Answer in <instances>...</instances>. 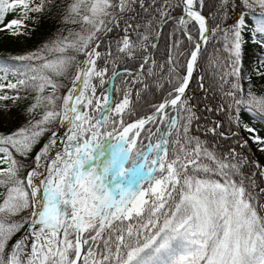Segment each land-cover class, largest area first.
Returning a JSON list of instances; mask_svg holds the SVG:
<instances>
[{
	"label": "snow or ice",
	"instance_id": "snow-or-ice-1",
	"mask_svg": "<svg viewBox=\"0 0 264 264\" xmlns=\"http://www.w3.org/2000/svg\"><path fill=\"white\" fill-rule=\"evenodd\" d=\"M51 3L0 0V32L23 35L33 14L43 13ZM235 6V0H220L221 22L210 30L202 15L203 0H151L147 5L145 0H73L64 19L80 24L83 34L69 31L35 52L12 57L19 66L0 64V110L7 109L4 102L15 103L21 91L29 90L37 93L29 114L44 109L24 128L0 135V264H264V204L259 202L264 188L257 191V174H242L245 161L237 159L234 149L231 159L221 158L189 134L200 117L186 91L208 42L206 34L219 32L229 53L224 74L233 78L224 93L229 107L238 111L243 105L254 115L264 114V96L252 92L251 77L246 95L241 84L244 33L249 30L246 16L258 14L250 35L264 48V0H239L238 22L222 26ZM177 8L182 14L173 17ZM137 9L149 13L143 31ZM8 13L14 18L5 22ZM169 22L175 25L170 37L180 32L194 42L184 75L177 70L184 53L182 41L176 39L169 50L167 96L152 106L151 114L132 118L133 88L139 97L148 87L142 77L150 57L140 58L135 73L127 68L116 71L115 65L121 58L133 60L137 52L156 48L146 42L153 31L157 37L162 34ZM190 24L198 31V41L188 30ZM122 25L115 58L108 45L105 66L98 68L102 37ZM69 51L84 59L77 62ZM109 63L113 70L106 81ZM73 66L71 84L60 96L62 78ZM255 71L264 76V58ZM9 74L23 78L8 80ZM147 75H152L151 68ZM121 76L123 89L115 83ZM106 83L110 87L104 89ZM98 86L104 89L99 95ZM49 88L51 93L43 95ZM117 92H122L119 99ZM56 123L66 129L62 136L52 127ZM212 123L208 131L215 134L219 123ZM46 132L51 135L36 154L35 167L22 176L25 165L17 157L27 158ZM252 138L264 145L258 135ZM58 142L61 147L49 159ZM255 166L264 178V167ZM24 212L28 215L18 221L10 219Z\"/></svg>",
	"mask_w": 264,
	"mask_h": 264
},
{
	"label": "trees",
	"instance_id": "trees-1",
	"mask_svg": "<svg viewBox=\"0 0 264 264\" xmlns=\"http://www.w3.org/2000/svg\"><path fill=\"white\" fill-rule=\"evenodd\" d=\"M73 2V0H52V3L46 5L45 11L39 14H33L34 19L29 22L28 29L23 35H8V38L2 35L0 39V64L19 66L20 62L13 61L11 58L15 56L25 55L31 52H35L37 49L41 48L44 44L50 43L52 40L56 39L58 36L67 35L69 31L72 32H82L80 24H72L65 22V16L67 15L68 6ZM151 0H145V4L150 3ZM159 3V0H155ZM235 7L233 10H229L227 16L225 17L222 26L234 25L238 22V18L241 15V7L239 6V0H235ZM220 0H203L202 14L206 17L208 21V26L210 30L216 29L217 24L221 22L220 16ZM140 16L137 18L141 24L140 31H143V25L149 20V13H144L142 10L137 9ZM181 9L177 8L172 12L173 17L180 16ZM255 26V22L258 19V14L248 13ZM74 19L79 20V17H74ZM135 22V21H133ZM87 27V26H85ZM121 28H114L112 32L107 33L102 37L100 47L97 49L102 53L101 58L97 60V67L102 68L105 66V58L103 54L106 52L108 45H111V50L113 53V58L116 56L117 40L123 35ZM174 22H169L163 27L162 34L158 37L156 32L153 31L152 37L149 42L155 43L156 48L148 47L147 52H137V58L133 60H128L121 58L117 61L115 65V70L123 72L125 68L131 70L135 73L138 69L139 63L141 62V57L149 56L150 63L145 66V76L142 77L144 83L148 85L146 89L140 92L139 97L135 96V88H133V103L136 108L135 115L132 118H138L139 116L152 113L153 105H158L166 96L171 88V84L168 83L171 78L169 75L170 65L168 63L169 50L173 41L179 39L182 41L180 44V50L184 53L180 56L179 67L177 70L180 75H183L185 69L183 65L187 63L189 58V53L194 47V42H190L184 36L183 33L177 32L176 36H171L170 33L174 31ZM253 28V27H252ZM251 25H249V30L244 33V43L242 48V69H241V84L244 88V94H247L249 89V79L251 77L250 84L251 90L256 96H264V76H259L256 74V68L259 66V61L264 58V48L252 42L250 35ZM188 30L193 35L195 41L198 38V31L193 25L188 26ZM135 38V33L132 34ZM209 35L207 44H204L199 57H198V68L194 74V77L189 84V88L186 91V96L190 98V103L194 106L196 115L200 117L198 120L193 121L192 131L190 135L197 136L201 142L210 150L213 151L217 156L223 158L228 157L231 151L234 149L238 154L237 159H243L245 163L241 167V172L244 176H249L253 172L257 175L255 176L256 184L259 188H264V178L259 175L260 169L255 165L259 164L258 157L256 155L255 143L251 140L247 134L246 128L240 119V114L247 110L243 105L239 106L237 111L236 108H230V100L224 95L225 92L230 90L233 78L230 76H225L224 74L228 72L229 64V53L224 51V40L221 38V34L216 32L214 35ZM69 55H76L77 62L84 59L82 55L76 54L69 51ZM122 55V54H121ZM173 56L175 58V49H173ZM151 61H155L154 64ZM109 69L105 80L107 81L111 78L113 65L111 63L107 64ZM151 68L152 75H147L148 69ZM75 72V66H73L72 73L66 78H62V83L64 87L60 88L57 92L58 95L63 96L66 94L68 87L71 84L72 74ZM0 76L3 73L0 72ZM224 76L222 80L221 77ZM17 77L9 74L8 80H15ZM125 79L121 76L116 79L115 83L118 88L123 89L121 85V80ZM98 84V81H94ZM203 84V87H201ZM136 87H139L138 85ZM109 88V84L104 85V89ZM101 89L97 87V95L100 94ZM51 89H46L43 95L47 96L51 93ZM37 93L34 90H29L28 92L21 91V99L13 103L12 101L4 102L7 104L9 111L11 113V121L5 122L4 118L0 116V135H9L13 132L24 128L27 126L29 120L39 119L43 112V108L38 109L35 113L29 114L28 108L35 103L34 97ZM117 99L121 98L122 92L116 93ZM26 97V98H25ZM59 103V102H58ZM223 106V110H220ZM206 108H211L212 111H207ZM168 111H171L170 109ZM255 119L264 123V114H253ZM174 114V113H173ZM237 120L239 123H237ZM212 122H218L219 127L216 129L215 134L208 129H211L214 125ZM53 128H56L58 132L62 135L66 131L65 128L59 127V124H53ZM223 133V135H221ZM51 135L50 132L44 133L38 141L33 146V149L28 153L27 158L17 157L25 165L21 172L22 176H26L28 171H31L35 167L34 161L37 153L41 151L42 146L45 145V141L48 136ZM245 137L246 139H243ZM245 142H247L245 144ZM264 167V162L262 163ZM259 202L262 204L264 202V195L259 197ZM28 212H24L15 218H10L13 220H20L23 216H27ZM23 235V231L17 233L13 238V243L16 239H19Z\"/></svg>",
	"mask_w": 264,
	"mask_h": 264
},
{
	"label": "rangeland",
	"instance_id": "rangeland-1",
	"mask_svg": "<svg viewBox=\"0 0 264 264\" xmlns=\"http://www.w3.org/2000/svg\"><path fill=\"white\" fill-rule=\"evenodd\" d=\"M14 18V14L13 13H8L5 17V22L11 20ZM246 22L248 23V25H251V28L254 27V23L252 21V19L249 17V16H246ZM2 35L6 36L8 38V35L10 36L11 34L7 31H4V32H0V39H2ZM52 91V90H50ZM0 116L4 118L5 122H10L11 121V113L9 111V108L7 107L6 110H0ZM240 119L242 121V123L244 124V126H247V127H250V128H253L255 129V133H249L247 131V134L249 135V137L251 138V140L253 141V135H258L260 138L264 139V123L258 121L257 119L254 118V116L247 112V111H244L240 114ZM61 136L62 134L60 132H58ZM49 137L50 135L48 136V138L46 139L45 141V144L48 143L49 141ZM253 143H255L253 141ZM255 149H256V155L258 157V160L260 162V164H262L264 162V151H261L260 148L261 147H264V145H260V144H257L255 143ZM44 146H42L43 148ZM61 145L59 144V142L57 143L56 146H54L51 150H50V153H49V159H51L52 156L55 155V152L58 148H60ZM41 148V149H42ZM11 218H15L14 217H11Z\"/></svg>",
	"mask_w": 264,
	"mask_h": 264
},
{
	"label": "water",
	"instance_id": "water-1",
	"mask_svg": "<svg viewBox=\"0 0 264 264\" xmlns=\"http://www.w3.org/2000/svg\"><path fill=\"white\" fill-rule=\"evenodd\" d=\"M182 14V11H181V13H180V15ZM203 15V14H202ZM207 24H208V21H207ZM209 27V26H208ZM206 35H208V34H206ZM197 41H198V39H197ZM204 46V45H203ZM203 46H202V48H203ZM202 48H201V50H202ZM193 50V49H192ZM191 50V51H192ZM190 51V52H191ZM201 52V51H200ZM199 57V56H198ZM198 67V60H197V66L195 67V69H194V71H193V74H192V78H191V80H190V82H189V84L191 83V81H192V79H193V76H194V73H195V71H196V68ZM120 72V71H119ZM109 87H110V85H109ZM161 103V102H160ZM154 111V110H153ZM152 111V112H153ZM151 114V113H150Z\"/></svg>",
	"mask_w": 264,
	"mask_h": 264
},
{
	"label": "bare ground",
	"instance_id": "bare-ground-1",
	"mask_svg": "<svg viewBox=\"0 0 264 264\" xmlns=\"http://www.w3.org/2000/svg\"><path fill=\"white\" fill-rule=\"evenodd\" d=\"M171 110V109H170Z\"/></svg>",
	"mask_w": 264,
	"mask_h": 264
}]
</instances>
